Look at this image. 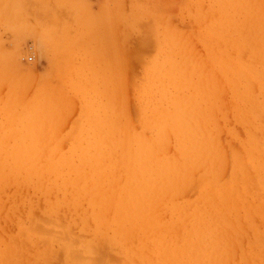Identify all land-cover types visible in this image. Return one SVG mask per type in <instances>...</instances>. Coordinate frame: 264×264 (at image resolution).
I'll return each mask as SVG.
<instances>
[{
	"label": "bare ground",
	"instance_id": "6f19581e",
	"mask_svg": "<svg viewBox=\"0 0 264 264\" xmlns=\"http://www.w3.org/2000/svg\"><path fill=\"white\" fill-rule=\"evenodd\" d=\"M213 1L219 21L211 13L204 22L205 69L196 66L191 50L177 46L173 70L160 72L158 84L139 90L138 119L148 135L120 119L115 91L103 113L87 110L71 129L66 150L61 132L54 130L63 121L50 114L55 96L61 95L57 89L56 95L43 90L17 114L5 112L8 102L0 105V192L9 183L16 191L31 185L47 200L54 197L49 212L63 209L77 216L82 231L92 235L72 239L70 225L57 224L65 264H110L103 255L99 261L95 246L118 251L122 264H237L234 256L247 255L240 241L242 222L253 230L251 215H264V15L252 6L245 21L243 9L232 17L222 0ZM217 76L232 85V116L248 128L241 150L227 151L220 143L219 115L225 119L227 111L217 98ZM17 224L33 249L31 257L42 252L40 240L45 249L52 247L55 238ZM253 236L260 241L262 235ZM9 238L0 244L9 252L0 254V264H28L17 250L22 243Z\"/></svg>",
	"mask_w": 264,
	"mask_h": 264
},
{
	"label": "rangeland",
	"instance_id": "374dc122",
	"mask_svg": "<svg viewBox=\"0 0 264 264\" xmlns=\"http://www.w3.org/2000/svg\"><path fill=\"white\" fill-rule=\"evenodd\" d=\"M222 1L229 6V15L232 17H235V11L243 9L242 20L249 21L253 7L264 15V0ZM215 3L213 0H0V105H4V108L8 102L10 105L7 104L8 107L4 108L5 112L17 114L21 108H25L24 105L33 104L40 98L43 90L56 95L54 92L57 89L61 95H57L58 98L55 96V106L50 107V114L63 121L58 122L60 128L58 125L54 130L61 132L60 138L63 140L59 141L61 147L66 150L72 143L71 129L78 126L87 110L96 109L103 113L108 102H112L115 91V104L120 119L124 121L127 118L135 132L143 133L138 119L139 101L142 99L139 90L143 86L158 84L160 72L173 70L177 60V46L180 51L191 50L196 66L205 69L204 66L208 62L203 64L207 60H202L206 54L202 39L204 22L210 19L208 14H214V19L219 17ZM194 74L193 80L200 77V71ZM218 76L216 80L220 87L217 98L219 97L227 111V118H221V114L219 115L222 128L219 132L220 143L227 151L231 147L236 150L240 147L241 150L240 144L246 138L248 128L232 116V85L225 83L224 79ZM15 93L18 94L14 97ZM9 95L16 98L13 99L16 103ZM60 104H63L61 108ZM58 107L62 110L58 111ZM143 134L148 135L149 132ZM168 152L171 153L172 149ZM226 171L224 176L228 177L229 168ZM24 186H21V191H16V184L9 183L5 185L6 189L0 192V244L7 242L9 237L13 238L18 246L22 243L23 247H18L17 250L24 252L28 264H65L63 252L57 247L59 241L61 242L60 234H63L59 225H70L72 239H89L92 235L82 231L77 216L63 209L59 213L56 212L57 218L50 217V214H56L49 212L52 209L49 204L54 201V197L47 200L42 194L33 191L31 185H26L27 189ZM190 193L186 196L189 197ZM5 208H10L9 213ZM244 216L242 213V217ZM252 216L251 219H255L252 221L255 229L252 230L245 219L242 222L244 229L240 228L244 231H240L242 254H247L245 258L248 259V264H256V257L257 264H264V215L262 218L260 215ZM32 218L34 221L37 219L32 222ZM255 221L258 222V227ZM18 222L27 226V229H32L34 234H47L44 237L55 238V241L51 240L52 247L49 245L45 249L46 244L40 240L38 247L42 252L38 253L36 258L31 257L33 249L26 235H23L25 233L19 231ZM253 235H262L260 241L257 238L260 243L262 241L260 245ZM252 245L258 251L253 249ZM12 248L9 247L10 250ZM94 250L95 253H100L99 261H102L103 255V259L107 257L110 264H122L120 258L123 257L122 254H117L118 251H110L107 247L99 249L96 246ZM4 252L9 253L5 251V246L0 245V254ZM252 253L253 256L250 257ZM255 254L257 256L254 258ZM242 256H234V262L244 264L246 260L243 257V262Z\"/></svg>",
	"mask_w": 264,
	"mask_h": 264
}]
</instances>
